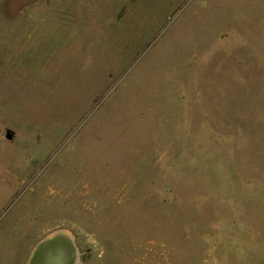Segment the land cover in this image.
Here are the masks:
<instances>
[{
  "label": "rangeland",
  "instance_id": "1",
  "mask_svg": "<svg viewBox=\"0 0 264 264\" xmlns=\"http://www.w3.org/2000/svg\"><path fill=\"white\" fill-rule=\"evenodd\" d=\"M60 228L76 264H264V0H0V264Z\"/></svg>",
  "mask_w": 264,
  "mask_h": 264
},
{
  "label": "water",
  "instance_id": "2",
  "mask_svg": "<svg viewBox=\"0 0 264 264\" xmlns=\"http://www.w3.org/2000/svg\"><path fill=\"white\" fill-rule=\"evenodd\" d=\"M14 133L7 129L5 138L12 140ZM79 251L74 237L64 229H56L41 238L32 248L27 264H76Z\"/></svg>",
  "mask_w": 264,
  "mask_h": 264
},
{
  "label": "bare ground",
  "instance_id": "3",
  "mask_svg": "<svg viewBox=\"0 0 264 264\" xmlns=\"http://www.w3.org/2000/svg\"><path fill=\"white\" fill-rule=\"evenodd\" d=\"M69 235H70V233H69Z\"/></svg>",
  "mask_w": 264,
  "mask_h": 264
}]
</instances>
